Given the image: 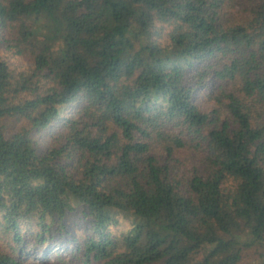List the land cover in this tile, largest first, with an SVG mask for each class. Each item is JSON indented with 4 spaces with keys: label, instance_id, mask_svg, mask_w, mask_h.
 Here are the masks:
<instances>
[{
    "label": "trees",
    "instance_id": "obj_1",
    "mask_svg": "<svg viewBox=\"0 0 264 264\" xmlns=\"http://www.w3.org/2000/svg\"><path fill=\"white\" fill-rule=\"evenodd\" d=\"M80 205L77 264H264V0H0V264Z\"/></svg>",
    "mask_w": 264,
    "mask_h": 264
},
{
    "label": "rangeland",
    "instance_id": "obj_2",
    "mask_svg": "<svg viewBox=\"0 0 264 264\" xmlns=\"http://www.w3.org/2000/svg\"><path fill=\"white\" fill-rule=\"evenodd\" d=\"M1 54L3 58L7 61L9 66L16 70H21L27 68L31 65L29 58L24 55H18L13 53L10 49L1 48ZM206 89H198L195 92V102L202 109H206L211 105L206 99ZM67 112L72 110V107L66 108ZM54 132V127L49 128L36 137V141L39 148H44L50 142V133ZM115 218L117 220L116 224L111 225L110 229L114 233H125L128 232L133 223L137 218L133 215L117 212L115 213ZM63 223L65 227L61 231H54V237L49 242V246L45 250L31 249L29 253L25 256V261L28 264H77V262L69 257V251L74 245L73 238H83L90 233L91 228V218L84 215L83 206H77L73 211L68 212L64 218ZM32 248V247H31ZM59 255H63L66 259H70L67 263L59 262L56 258ZM257 261V255L253 248L245 249L242 253V258L238 264H255Z\"/></svg>",
    "mask_w": 264,
    "mask_h": 264
}]
</instances>
